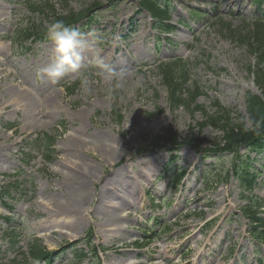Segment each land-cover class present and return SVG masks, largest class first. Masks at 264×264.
<instances>
[{"label":"rangeland","instance_id":"obj_1","mask_svg":"<svg viewBox=\"0 0 264 264\" xmlns=\"http://www.w3.org/2000/svg\"><path fill=\"white\" fill-rule=\"evenodd\" d=\"M95 3L87 17L98 21L73 25L86 41L81 69L53 85L41 69L54 44L17 30ZM159 5L168 34L136 0H0V216L11 219L0 223L3 264H44L28 257L34 240L51 264H264V243L248 233L264 227V169L255 163L256 186L243 188L232 168L245 143L205 117L218 101L245 130L244 96L258 93L248 68L264 71V0ZM167 85L184 91L182 106L168 104ZM165 128L178 136L174 149L144 150ZM42 132L54 138L49 161L31 141ZM171 155L174 172L186 170L176 190L163 172ZM255 201L259 223L244 212Z\"/></svg>","mask_w":264,"mask_h":264},{"label":"trees","instance_id":"obj_2","mask_svg":"<svg viewBox=\"0 0 264 264\" xmlns=\"http://www.w3.org/2000/svg\"><path fill=\"white\" fill-rule=\"evenodd\" d=\"M114 2L116 0H113ZM138 2V7L142 11H146L152 20V28L153 29H161L162 31L169 33L171 32V25L168 24L167 20L169 19L168 11L165 7H162V5H159V3H162L164 6L168 5V0H136ZM45 4V2L41 3L40 5ZM116 4H113L111 7L114 8ZM101 8V5L98 3H95L94 6L86 8L84 10H81V13H67L63 16H54L52 19L54 21H62L65 25L73 27L74 24L82 22L83 28H85L87 25L91 23H96L97 20V13L91 17L89 14L93 10H99ZM264 25V14L263 18L260 21ZM50 24V23H49ZM261 24V25H262ZM133 29V28H132ZM47 28L45 25L41 24H35L30 23L22 28H19L17 30L16 37H22L23 41H32V40H45L47 38ZM108 36H104V39H106ZM103 39V38H102ZM100 39V41H102ZM244 43L249 42L246 40ZM250 45H252L253 51L255 52L257 48H259V44L257 41L250 42ZM249 73L253 76V81L255 83V86L258 90V93L254 92H247L244 96L245 101V110H246V116L248 118V121H251V129L250 131H245L243 129H240L241 125L237 122L240 119H242V116L238 118L235 122L233 121L235 118L231 117L230 111L223 108L218 101L212 102V107L214 108V116H207L206 119L209 121V124L214 127H220L228 131L229 135L232 133H235L237 136V139H242L243 142L246 145V153H249L250 151H255L256 155L264 153V71L257 75L255 72V67L249 66L248 68ZM177 84V83H174ZM168 102L169 104L175 105L177 107H180L183 105L179 101V98H181L184 95V91L181 89V87L175 86H168ZM11 128V127H9ZM178 139V136L175 132L171 130V128H165L161 130L159 135H153L150 137L144 138V146L143 149L147 150L149 147H157V148H163L164 144H170L171 148H174L175 141ZM33 145H35V148L38 149V151H42L43 157L46 161H49L51 158V147L54 144V138L52 135H48L47 133H39L37 136L31 140ZM175 156H171V158L168 160L166 166L164 167V175L166 177H170L172 179L171 186L176 188L181 181V178L185 175V170H178V172L174 173L173 163H174ZM240 160L238 162H235L232 168V172L237 177L239 184L243 186V188H246L248 190H251V188H254L256 186L257 176L261 172V170H255V163H257V167L260 169H264V161L259 162V158L256 157H248L244 154V156H240ZM264 159V156L261 158ZM263 204L260 201H255L252 204H249L246 206V210L244 211L246 216L249 217V219L252 222H261V219L257 217L256 210L262 207ZM6 223L10 225V218L0 216V223ZM253 240L256 241V243L264 242V228L259 227L255 228L251 232ZM39 241L34 240L33 244H31L30 248L28 249L29 256L32 259L36 260H44L46 264H50L51 257L53 254H50L49 252H45V250H42L39 245L37 244ZM3 250H1L0 247V253H2ZM92 252L95 256L94 249L92 248ZM74 256L80 258L85 254H81L74 252ZM0 264H3L0 262Z\"/></svg>","mask_w":264,"mask_h":264},{"label":"clouds","instance_id":"obj_3","mask_svg":"<svg viewBox=\"0 0 264 264\" xmlns=\"http://www.w3.org/2000/svg\"><path fill=\"white\" fill-rule=\"evenodd\" d=\"M48 39L55 46V57L52 63L41 69L53 85L71 73H78L82 67L83 50L85 48L84 34L62 21H53L46 25ZM85 84L87 82L85 81ZM90 89L85 87V92ZM251 129V121L245 124V130Z\"/></svg>","mask_w":264,"mask_h":264},{"label":"bare ground","instance_id":"obj_4","mask_svg":"<svg viewBox=\"0 0 264 264\" xmlns=\"http://www.w3.org/2000/svg\"><path fill=\"white\" fill-rule=\"evenodd\" d=\"M96 140L104 141V140H106V138L102 136V137H97ZM106 151H107L106 156H110L113 153V151L110 149H106ZM77 183H78V186H79L81 193L82 192L85 193L86 185H85V180L83 179V175L77 179ZM80 204H82L81 199L78 200V203L76 205L79 206Z\"/></svg>","mask_w":264,"mask_h":264}]
</instances>
